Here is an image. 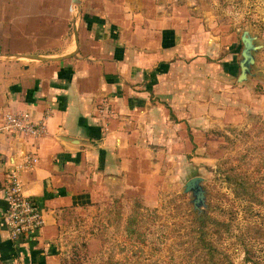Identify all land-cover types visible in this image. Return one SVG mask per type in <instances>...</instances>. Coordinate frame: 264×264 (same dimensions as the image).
Instances as JSON below:
<instances>
[{"label": "crops", "instance_id": "obj_1", "mask_svg": "<svg viewBox=\"0 0 264 264\" xmlns=\"http://www.w3.org/2000/svg\"><path fill=\"white\" fill-rule=\"evenodd\" d=\"M225 16L220 0H0V264H61L80 209L154 185L161 169L178 176L179 162L209 160L213 132L264 115V80L236 84L242 27ZM6 114L37 134L4 130ZM15 170L43 228L12 241Z\"/></svg>", "mask_w": 264, "mask_h": 264}, {"label": "rangeland", "instance_id": "obj_2", "mask_svg": "<svg viewBox=\"0 0 264 264\" xmlns=\"http://www.w3.org/2000/svg\"><path fill=\"white\" fill-rule=\"evenodd\" d=\"M251 2L247 0L248 6H243L247 13L243 10L240 16L234 9H240L242 2L220 0L228 25L240 24L244 31L252 22L253 33L264 44V0H254L252 8L258 6L261 12L249 15ZM259 56L264 64V50ZM204 142L203 155L209 160L179 162L173 169L178 176L168 177L161 169L154 185L80 209L74 222L62 228L63 259L69 261L76 254L74 264H264V115L253 116L242 128L215 131ZM245 154L255 159L239 162ZM194 177L203 179L206 192V209L199 214L193 210L191 195L183 194L184 184ZM230 177L249 179L250 192L258 200L236 196ZM138 205L152 213L142 219L146 240L128 244L124 223ZM203 242L212 245L213 256Z\"/></svg>", "mask_w": 264, "mask_h": 264}, {"label": "built area", "instance_id": "obj_3", "mask_svg": "<svg viewBox=\"0 0 264 264\" xmlns=\"http://www.w3.org/2000/svg\"><path fill=\"white\" fill-rule=\"evenodd\" d=\"M3 123V129L13 135L34 136L38 132L26 114H6ZM3 194L6 203L3 223L10 239L35 238L43 228L42 216L35 203L22 193L16 170L9 175Z\"/></svg>", "mask_w": 264, "mask_h": 264}, {"label": "water", "instance_id": "obj_4", "mask_svg": "<svg viewBox=\"0 0 264 264\" xmlns=\"http://www.w3.org/2000/svg\"><path fill=\"white\" fill-rule=\"evenodd\" d=\"M78 4H73V26L76 31V21L79 16ZM241 51L238 59L239 75L236 80L238 86L249 85L250 80H264V68L256 65L257 57L264 50V44L259 42V34L253 33L251 29L242 31L240 35ZM203 179L194 177L188 180L183 186V194H190L193 210L198 214L206 209V192L202 187Z\"/></svg>", "mask_w": 264, "mask_h": 264}, {"label": "trees", "instance_id": "obj_5", "mask_svg": "<svg viewBox=\"0 0 264 264\" xmlns=\"http://www.w3.org/2000/svg\"><path fill=\"white\" fill-rule=\"evenodd\" d=\"M239 162L243 163H249L253 159L252 157H248L247 154L243 155L242 157L239 158ZM228 182L234 185V193L238 197H246L249 201H257L258 197L256 196V193L250 192V184H249V179L246 178H240V177H230L227 178ZM147 210L143 209L142 207L135 206L134 209L132 210L131 215L128 216L127 220L124 223L123 227V237L124 241L126 243H131L135 244L136 242L143 243L146 240L145 234L142 233V227L141 224H143L146 215H152L151 212L149 214ZM145 231V230H144ZM199 241L202 242V239L204 237V233L201 231L199 233ZM144 235V236H142ZM204 243V248H207L209 250V253L213 256L214 253L216 252L215 250H212V245L210 243ZM75 257L72 258L71 260H62L61 264H74L76 261H78V257L76 254H73ZM210 256V257H212ZM113 264H128L127 261L120 262V263H113ZM135 264H141V262H136Z\"/></svg>", "mask_w": 264, "mask_h": 264}]
</instances>
